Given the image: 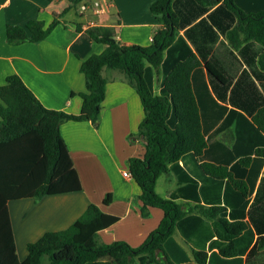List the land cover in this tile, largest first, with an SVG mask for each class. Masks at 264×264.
<instances>
[{
  "label": "trees",
  "instance_id": "trees-1",
  "mask_svg": "<svg viewBox=\"0 0 264 264\" xmlns=\"http://www.w3.org/2000/svg\"><path fill=\"white\" fill-rule=\"evenodd\" d=\"M69 1L46 26L36 18L6 24L7 41L45 38L85 0ZM150 11L160 27L146 45L121 42L110 26L87 28L105 46L80 63L85 89L78 113L45 107L15 73L0 85V264H264V8L154 0ZM219 44L225 54L215 50ZM104 67L124 72L142 103L136 132L144 152L130 157L128 168L140 187L141 214L156 206L163 215L138 245L98 243V231L119 217L91 202L68 227L28 242L19 259L7 201L82 189L60 124L98 125ZM231 125L229 145L217 135ZM168 170L183 184L163 197L155 183ZM177 198L194 204L185 209ZM111 200L106 192L103 203ZM175 230L191 243L190 253Z\"/></svg>",
  "mask_w": 264,
  "mask_h": 264
},
{
  "label": "crops",
  "instance_id": "crops-1",
  "mask_svg": "<svg viewBox=\"0 0 264 264\" xmlns=\"http://www.w3.org/2000/svg\"><path fill=\"white\" fill-rule=\"evenodd\" d=\"M153 1H81L59 17L61 21L45 38L11 43L5 37L6 24L24 25L27 20L36 18L46 26L70 1L1 0L0 85L8 74L15 73L45 107L78 113L82 101L79 92L85 89L80 63L105 46L93 39L87 28L96 25L110 26L114 28V37L121 42L146 45L160 27L159 21L150 11ZM235 3L244 11L264 8V0H235ZM102 74L107 82L98 125L94 126L89 120L73 119L60 124L61 135L78 172L82 189L48 194L39 199L25 197L7 201L19 259L26 256L28 242L38 239L47 230L68 227L91 202L97 204L102 211L119 217L98 233L103 234L110 228L121 227L118 238L131 245L141 243L163 215L159 207L151 206L149 213L143 216L138 198L140 187L131 175H123V171H129L124 166V159H129L134 153L140 156L144 152V145L137 143L134 147L128 144V137L132 138V133L137 130L144 115L140 98L124 72L104 67ZM226 132H230L229 140L222 137ZM233 133L234 125H231L217 137L230 145ZM113 161L116 168H112ZM115 170L116 174L113 172ZM166 173L174 175L176 188L183 184L171 170L160 175ZM173 190L168 192V196ZM106 192L112 194V200L108 204L103 203ZM113 196H119L123 200L122 206L117 208L118 213L112 210ZM177 201L182 202L185 209L194 204L192 200L183 198H177ZM175 233L181 236L182 241L177 240ZM173 235L190 253L191 243L178 230Z\"/></svg>",
  "mask_w": 264,
  "mask_h": 264
},
{
  "label": "rangeland",
  "instance_id": "rangeland-1",
  "mask_svg": "<svg viewBox=\"0 0 264 264\" xmlns=\"http://www.w3.org/2000/svg\"><path fill=\"white\" fill-rule=\"evenodd\" d=\"M215 50H217V53H223L225 54L226 52V48L225 46L222 44V45H217L215 47ZM227 54V53H226ZM161 74L160 72H156V77H155V86H156V89H157V86H158V80L160 78ZM132 138H136L137 140H133L132 138L128 137V144H131L133 145L134 147H136L137 143L139 144H142L144 145L143 143V140L141 138H138V135H137V132L134 131L132 133ZM222 137L225 139V140H229L230 139V132H226L224 133V135H222ZM138 153H134L133 156H137ZM113 166L112 168H116L115 166V162L113 161ZM124 166L125 167H128V157L124 159ZM115 174H116V170L113 171ZM176 179L174 177L173 174H162L160 175L157 180H156V183H155V190L157 193H159L161 196L163 197H167L168 196V192L172 189H175L176 187ZM112 190V189H111ZM122 199L121 197L119 196H113V205H112V210L113 212L115 213H118L117 211V208L118 207H121L122 206ZM132 206H134V203L132 204ZM120 228L121 227H113V228H110L108 230H106L103 234H100V233H97V236H96V241L98 243H106V242H109V241H113L115 239H119L118 237H120ZM175 236L177 238L178 241H182V238L181 236L178 234V233H175ZM107 239H110V240H106L105 238Z\"/></svg>",
  "mask_w": 264,
  "mask_h": 264
},
{
  "label": "built area",
  "instance_id": "built-area-1",
  "mask_svg": "<svg viewBox=\"0 0 264 264\" xmlns=\"http://www.w3.org/2000/svg\"><path fill=\"white\" fill-rule=\"evenodd\" d=\"M123 175H124V176H130L131 174H130L129 171H123Z\"/></svg>",
  "mask_w": 264,
  "mask_h": 264
}]
</instances>
